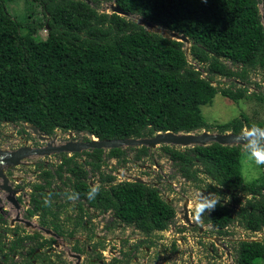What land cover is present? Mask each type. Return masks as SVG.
<instances>
[{
	"label": "trees",
	"instance_id": "obj_1",
	"mask_svg": "<svg viewBox=\"0 0 264 264\" xmlns=\"http://www.w3.org/2000/svg\"><path fill=\"white\" fill-rule=\"evenodd\" d=\"M7 1L11 0H0V123L23 129V124L33 125L47 136L55 130L89 132L98 140L209 128L240 134L252 125L242 114L227 123L210 124L201 106L210 104L218 94L239 102L245 91L233 89L235 81H244L250 70H264L260 0H114L126 13L185 35L190 60L185 44L147 31L132 18L100 12V0H25L27 7L39 4L42 17L32 16L26 9L20 22L7 10ZM41 29L47 32L45 38L38 35ZM203 63L206 78L193 65ZM219 75L228 79L229 87L212 85ZM259 100L264 106L263 95ZM257 125L264 127V121ZM161 149L185 182L204 186L207 193L221 195V189H228L252 196L245 202L239 196L233 204L237 210L220 202L211 215L213 225L223 227L236 220L245 231L264 228V178L243 181L242 146L212 143ZM134 150V161L149 157L146 147ZM103 151H84L90 161L83 164L77 161V153L68 157L56 153L60 157L56 170L43 171L45 184L31 186L34 208L28 214L42 210L44 216L54 219L49 225L59 230L55 220L64 205L45 207L43 203L46 193H52V199L60 196L45 192L51 179L58 177L69 193L80 194L76 200L79 211L83 200L90 207L112 209L118 222L148 235L166 230L174 207L154 187L130 181L112 185L114 176L100 173L101 191L95 200L87 199L91 186L85 167L98 171ZM108 156L118 162L127 158L119 148L110 149ZM203 175L218 189L205 184ZM75 224L80 223L73 221L72 228ZM0 225H7L1 212ZM4 228L0 231V264L11 261L30 240L16 236L10 243L3 241L9 231ZM42 245L35 243L29 254ZM238 264H264V243L241 241Z\"/></svg>",
	"mask_w": 264,
	"mask_h": 264
},
{
	"label": "rangeland",
	"instance_id": "obj_2",
	"mask_svg": "<svg viewBox=\"0 0 264 264\" xmlns=\"http://www.w3.org/2000/svg\"><path fill=\"white\" fill-rule=\"evenodd\" d=\"M111 1L112 0H100L98 3L99 11L102 12V10H104L108 6V3H110ZM88 2L91 3L90 0ZM33 4L34 5H30L27 7L25 4V0H11L7 3V10L19 22L23 21V19L25 18V11H28L26 9H29L32 16L35 14L36 16L41 18V6L36 2H34ZM259 9L261 21H264V17L261 13V5H259ZM33 10L35 11L31 12ZM108 12L109 11H107V13ZM46 34L47 32L45 29H41L38 33L41 38H45ZM193 65L197 66L196 64ZM227 65L231 67L228 62ZM217 80L216 84L219 87H229L228 79L222 77L221 80ZM237 81L239 82L235 81L236 83L234 84L233 89H242V87H244L243 90L245 91L244 96L239 102H233L227 97L216 95L213 98L211 104H207L201 107L202 115L208 123H227L240 116L241 114L245 115L249 122L252 124L264 121V106L259 100L260 95L264 96V70H250V72H248V74L246 75V79L244 81ZM237 113H239L238 116ZM22 126L25 128V130L20 125L16 126L15 124H9L4 122L0 123V151H14L23 146L30 147L31 149L46 148L48 144L56 147L57 145L66 143L70 138L71 141L76 142L87 141V136L84 132L63 133L60 130H55L54 134L50 136H47L42 133L43 136L46 138L44 141H42L39 139L38 135L34 134L30 130V125L25 124ZM209 132L217 133L215 129H212ZM121 149L126 153L127 158L125 162H118L117 159L109 157V150H104L103 153L100 155L101 162L98 171H89L90 166L86 165L85 169L88 170L86 178L87 181H89L93 185L99 183L100 173L106 175L111 174L112 176H114L112 185L125 181L134 182V180L129 179H134L135 177H138L145 182L143 183L144 185L156 188L162 200H164L166 203H171L173 207H175L177 210L182 207L184 203V198L189 199L190 204L194 192L202 191V187H200L201 185L199 186L194 183L184 182V180L177 173V169L171 164V161L167 158V156L164 155L161 146H157L156 148H148L149 157H143L138 161H134L133 159L136 153V150H134L136 149L135 147L125 146ZM77 154L78 156L76 159L79 163L83 164L90 161V158L84 155L83 152H79ZM68 156H70V154H68ZM59 159L60 157L57 154L54 155L52 153L42 156L34 155L22 160V164L18 165L17 167H3V173L8 179V186L11 187L12 190L17 191L18 189H21L22 191L21 193H15L13 195L10 193H5L6 195H4V193L1 194L0 192L1 213L3 215L4 222H6L7 224V226L0 225V231H3V229H5L4 227L9 230L7 231V234L4 235L5 237L3 238V241L4 239H9L8 243L11 242L10 238L14 234V232L12 231L14 228H17L19 230V233H29L33 230L31 227H26L23 223L16 221V218H20V216L17 215V211H14L12 209L14 207L12 205H9L10 203H8L6 197H8L9 195H17L19 197L18 201L20 202V204H22L24 200L27 201V205L29 202L28 208H32L33 205L30 201V198L32 197L31 186L33 184L43 183L42 179L39 177V174H41L43 170H56V167L59 165ZM42 162H45V164L42 165L41 170H39L37 165ZM240 170L243 181L245 183L252 182L254 180H259L262 177L264 178V166L255 165L254 162L247 158L244 152L241 155ZM64 175L66 176V174ZM51 181L52 183L48 185L49 189L44 191H55L60 195L58 198L52 199V203L54 205H57V203L64 204V207L59 210L60 215L59 220H57L59 224L61 222L62 226L65 225L66 230H69L70 228H72L71 223L73 222V220L78 217L77 215L79 211L77 209L76 200L69 201L65 198L64 194L67 193L66 191H68V187L62 186V183L60 182V179L58 177H53ZM223 199L226 202L229 201V198L225 195H223ZM20 209H23L22 205ZM189 209L191 210V208ZM20 214H22V212ZM23 218L28 219L26 215H24ZM38 219V217L30 219V221H32L33 226L37 225ZM87 220L89 221L85 222V220L82 219L83 225H86L87 227L90 223L89 228L93 229V233L95 235L103 233L106 235L107 238L112 237V243L106 244L103 249H109V251L111 250L112 253L116 252V247L121 246V243L119 244L115 241L116 238H118L120 242L125 241V245L127 243H129L132 247L138 245V241L141 235H139V232L137 230L134 231L133 226H120L121 229H119L117 226H110L109 228H106V226H109L113 222L112 217L110 215H92L90 219L89 217H87ZM80 231L81 233H76L79 235V238H87L88 234L85 232V230L81 228ZM229 232L231 233L230 238L234 240L247 239L248 237H256L258 239H261V242L264 243V231L260 233L257 232V235H254L251 232L245 231L236 222L229 227ZM172 235L173 233H170L169 237H172ZM45 237L47 236L45 235ZM166 238V236H161L159 239H157L156 243L154 245H151V247L147 248V250H144L142 248L140 251L138 249L135 256L139 258V262H141L142 259L146 258L148 263L151 264H189L188 260L185 258L186 255H184L182 252L171 254L168 250H166ZM92 241H94V239ZM33 244L34 242H32L31 244L27 240L26 243H24V245L18 250V254H16L17 257L14 256V259L10 261V264H28V260H30L31 262L35 258H37L36 262H31L30 264H40L42 252L45 251L42 246V248H39L42 250V252L40 253L39 250L38 252L33 254L29 259L28 253L30 252L31 246H33ZM228 246L231 247L230 249H232L233 251V248H235L236 245L230 243L228 244ZM5 249H7V245L5 246ZM56 256L57 255H54V260L57 261ZM47 259L51 260L53 264L56 262L52 261V259H50V256ZM226 263H230V261L228 259L226 260L225 258L223 264ZM2 264L6 263L4 262Z\"/></svg>",
	"mask_w": 264,
	"mask_h": 264
},
{
	"label": "flooded vegetation",
	"instance_id": "obj_3",
	"mask_svg": "<svg viewBox=\"0 0 264 264\" xmlns=\"http://www.w3.org/2000/svg\"><path fill=\"white\" fill-rule=\"evenodd\" d=\"M201 65L205 66V63ZM221 78L222 76L220 75L216 76L214 77V81L216 82L217 79L221 80ZM146 149H147V156H148L149 149L148 148ZM69 154L71 156L74 153H69ZM54 155H56V153H54ZM44 164L45 162H42L37 165L39 170H41V167ZM39 177L41 178V174H39ZM37 184L43 185L45 183L43 181V183H37ZM89 185L92 186L93 184L89 182ZM0 192L1 194L4 193V195H6L5 193H7L5 191L4 192L0 191ZM21 192H22L21 189L17 190V193H21ZM66 192L69 193L68 191ZM230 193L234 194L233 191H231ZM204 195H207V193H204ZM226 196L229 198V201L226 202L224 199H222L220 202L233 205L236 200V197L228 196V195ZM18 198L19 197L17 196V203L19 204L20 202L18 201ZM81 202L83 203L84 207L81 211H79V209L77 208L79 211L77 215L78 217H76L75 220H73V221H79L80 223L79 226H76L75 224L73 228L66 230L65 225L62 226L61 222L60 224L58 223V220H59V217H58L57 218L58 220L56 219L55 222L59 225V230H54L53 227L49 225V223H51L52 220H54L52 217L48 215L44 216V214L42 213V210L41 211L36 210V212H34L30 216L28 212L31 211L34 207L28 208L29 202L27 205V201L23 200V203L21 204L23 209H20L22 211L17 212L18 213L17 215L20 216V218L19 217L16 218V221L23 223L24 225H25L24 221H29L30 226H26V225L25 226L31 227L33 230L32 232H29V233H26V232L19 233V230L17 228L16 229L14 228L12 230L14 234L10 238L11 242L12 240H14V237L16 236H19L21 238L29 237L30 240L28 239L27 240L28 242H34L33 246L35 245V243L42 242L43 243L42 246L45 252H42L41 249L36 250V252H38L39 250H40V253L42 252V258H41L40 264H53V262H51V260L47 258H49L50 256V259H52V261H56L54 260V255H57L56 256L57 261L54 264H151V263H148L146 258L142 259V261L139 262V258H137L135 254L138 249L140 251L142 248L144 250H147V248L151 247V245H154L157 239H159L161 236L167 237L165 240L167 241V244H165V248H167L166 250H168L171 254L182 252L184 255H186L185 258L188 260L189 264H223L225 258L226 260L228 259L230 261V263H226V264H238V250H239V244L241 241L261 243V239H258L256 237H248L247 239H236V240L231 239L230 238L231 233L229 232V227L233 223H235L236 220L230 222L229 224L223 227L213 225V223L211 222V215L213 211H211L205 214L201 223H196L191 218V210L187 208V218H188L189 223H186V221L183 219V214H181V208L177 210L174 207V211H175L174 216L172 217L171 220L168 221V227L166 229L167 231L166 230L164 231L155 230L150 235H148L146 233H143L142 231H138L137 229L133 227L134 231L137 230L139 232V235H141L138 241V245L140 246L137 245L135 247H132L129 243L125 245V241L120 242L118 238H116L115 241L119 244L121 243V246L116 247L117 248L115 249L116 252L112 253L111 250L109 251V249L108 250L103 249L106 244L112 243L113 241L112 237L107 238L106 235L103 233L95 235L93 233V229L89 228L90 223L86 227V225H83L82 219H84L85 222H87L89 221L87 220V217H89L90 219L92 215L93 216L95 215L96 216L98 215L99 216H109L110 215L112 217L113 222L109 226H106V228H109L110 226L112 227L117 226L119 229H121L120 226L127 227V226H132V225H127V224L118 222V220L115 219L114 211L112 209L100 210V209L88 206L86 203H84L83 200ZM188 202H189V199H188ZM21 212L22 214H20ZM24 215H26L29 220L24 219L23 218ZM34 217L39 218L36 226L35 225L33 226L32 221H30V219ZM235 218L236 216H234V219ZM4 226H7V225H4ZM81 228L84 229L85 232L88 234L87 238L85 239L79 238V235L76 234L77 232L81 233L80 231ZM44 229L50 230L55 235L46 234L44 231H42ZM61 230L63 232L62 235H60ZM263 231H264V228L257 232L260 233ZM257 232H251V233H253L254 235H257ZM170 233L171 234L173 233L172 237H169ZM45 235L47 237H45ZM93 239L94 241H92ZM7 240H8L7 242H9V239ZM50 240H52L53 242H50ZM230 243L236 245L235 248H233V251L232 249H230L231 247L228 246V244ZM33 246H31V249ZM32 255L28 253L29 259L31 258ZM13 259L14 258L12 257L11 260ZM36 260L37 258H35L31 262L35 263ZM31 262L30 260H28V264H30ZM5 263L10 264V260H8Z\"/></svg>",
	"mask_w": 264,
	"mask_h": 264
},
{
	"label": "water",
	"instance_id": "obj_4",
	"mask_svg": "<svg viewBox=\"0 0 264 264\" xmlns=\"http://www.w3.org/2000/svg\"><path fill=\"white\" fill-rule=\"evenodd\" d=\"M87 3L89 0H85ZM261 2V9H262V16L264 17V0H260ZM108 14H117L119 16L127 17V18H133L137 24L142 26L147 31H151L153 33H156L160 36H162L165 39H171L176 40L178 42H181L185 44V54L188 57L189 53V41L187 37L183 34H178L173 31L164 29L162 27L157 26L156 24L140 17V16H133L129 13H126L122 9H120L115 3L114 0L108 3V6L102 10V12H106ZM263 28H264V21H261ZM188 60L190 58L188 57ZM30 130L39 136V139L44 141L46 138L43 136V134L38 130L37 127L30 125ZM240 135H236L233 133H227V134H216V133H208V132H201L198 134L195 133H173V132H166V133H157L153 135L152 137H146V138H127V139H114V140H104L100 141L96 138H93V136L90 133H87V137L89 138L88 141L85 142H66L59 146H52L50 144L47 145L46 148H35L31 149L30 147L23 146L20 147L14 151H0V160L5 161V166H0V190L5 191L10 194H15L17 191L12 190L11 187L8 186V179L3 173V167H15L20 164H22V160L26 159L27 157H31L34 155L42 156L47 154H54V153H79L82 151H89L93 149H103V150H110V149H121L123 147H148V148H155L157 146L161 145H167V146H175V147H193L195 145L205 146L211 143H217L222 146H231L233 144H242L244 141H240L238 139ZM134 180L136 183L143 184L145 183L143 180H141L138 177H135ZM9 195L6 197V199L11 202L15 207H18L17 200L14 198V196ZM0 203H1V196H0ZM187 205L188 200L185 199L184 203L181 207V214H183V219L186 221V223H189L187 218ZM1 212V207H0ZM18 220V219H17ZM26 226H30L29 221H24ZM46 234L49 235H55L50 230H42ZM77 257V256H75Z\"/></svg>",
	"mask_w": 264,
	"mask_h": 264
},
{
	"label": "clouds",
	"instance_id": "obj_5",
	"mask_svg": "<svg viewBox=\"0 0 264 264\" xmlns=\"http://www.w3.org/2000/svg\"><path fill=\"white\" fill-rule=\"evenodd\" d=\"M205 2H206V0H205ZM259 5H261V2H260ZM259 5H258V7H259ZM259 13H260V11H259ZM225 63L227 64V62H225ZM195 67H196V70L201 73V75H202L203 78H206L207 77V73L204 70L205 69V66H202V65L201 66H198L197 65ZM223 78H225V77H223ZM236 82H239V81H236ZM212 85L215 86V87H219L216 84L215 81L212 82ZM242 88H244V87H242ZM238 115H239V113H237V116ZM210 124H214V123H210ZM23 125H25V124H23ZM212 129H215V128L202 129L201 131H195V132H190V133H195V134H198V133H201V132H208V133H210L209 131H211ZM24 130H25V128H24ZM215 130L217 131L216 134H221V135L222 134H227V133H232L231 131L219 132V130H217V129H215ZM84 133L87 136V133H89V132H84ZM158 133H161V132H158ZM236 135H240L238 137V139L240 141L242 140L244 142L242 144H236V145L233 144V145H231L229 147L238 146V145L242 146V150L246 154V156H247V158L249 160H251L252 162H254V164L257 165V166H264V127H261V126H259L257 124H252L251 126H245L242 129L241 133L240 134H236ZM93 138H95V137L93 136ZM88 140H89V138L87 137V141ZM69 141H71V140H69ZM69 141H67V142H69ZM100 141H104V140H100ZM72 142H76V141H72ZM211 144H208V145H205V146H209ZM57 146H59V145H57ZM161 146H167V145H161ZM195 146H200V145H195ZM195 146H193V147H195ZM140 147H144V146H140ZM140 147H135V148H140ZM170 147H175V146H170ZM193 147H176V148L183 149V148H193ZM146 148H148V147H146ZM89 151H91V150H89ZM82 152H84V151H82ZM66 154L68 156L69 153H66ZM0 166H5V161L4 160H0ZM177 173L179 174V172H177ZM204 179H205V184H212V181L209 180V179H207L206 176H204ZM184 182H185V180H184ZM212 185H213V187H215V189H218V187L215 184H212ZM203 188H204V186H203ZM203 188H202V191L203 192L202 191H196V192H194L193 197H192V200L190 201V204L188 202V205H187V208H191V218L196 223H201L202 220H203V217L205 216V214L207 212H211V211H214L216 209V207L220 204V201L223 199V195H225V196L226 195H228V196H235L236 199L239 196H241L243 202H245L246 199H251V197H252L251 195L245 196V195L237 194L235 191H233L234 194H231L230 193L231 190H228V189H221V195L218 194V193H215V192L214 193L213 192L207 193V191L205 189H203ZM100 191H101V185L99 183H96V184L92 185L89 188V190L87 191V193H86L87 199L88 200H95L96 197L99 195ZM262 191H263L262 193L264 194V190H262ZM204 193H207V195H204ZM64 195H65V198L67 200H69V201H75V200L79 199V195L80 194L77 193V192H71V193H65ZM52 196H53L52 193H48V194H46L44 196L43 203H44V206L45 207H50L51 206V204H52ZM14 198L17 200V195L14 196ZM185 199H187V198H184V200ZM8 203H10L9 205H12L14 207V208H12L14 211H17L18 212L20 210V207H21V204L20 203L18 204V207H15L9 201H8ZM222 204H225V203H222ZM230 206L233 209H235V207L233 205H230Z\"/></svg>",
	"mask_w": 264,
	"mask_h": 264
},
{
	"label": "crops",
	"instance_id": "obj_6",
	"mask_svg": "<svg viewBox=\"0 0 264 264\" xmlns=\"http://www.w3.org/2000/svg\"><path fill=\"white\" fill-rule=\"evenodd\" d=\"M14 256H15V257H17V255H16V254H15V255H13V258H14Z\"/></svg>",
	"mask_w": 264,
	"mask_h": 264
}]
</instances>
